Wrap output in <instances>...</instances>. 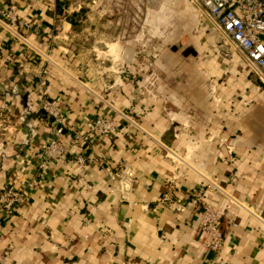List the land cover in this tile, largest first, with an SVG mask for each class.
I'll return each instance as SVG.
<instances>
[{"label":"crops","instance_id":"1","mask_svg":"<svg viewBox=\"0 0 264 264\" xmlns=\"http://www.w3.org/2000/svg\"><path fill=\"white\" fill-rule=\"evenodd\" d=\"M9 4L35 30L22 31L25 43L12 40L0 16V109L13 102L6 112L12 128L0 132V187L21 154L48 133L29 84L33 48H55L49 96L77 131L97 114L111 116L116 130L93 138L84 150L73 145L60 163L33 177L25 201L0 216V264H264V91L257 71L250 75L238 60L222 63L215 50L222 32L211 17L204 15L210 25L198 32L194 23L175 22L155 101L136 106L133 123L125 113L130 85L112 66L96 75L82 57L97 47L67 39L70 30L63 31L65 39H50L57 0H0V10ZM207 82L216 90L215 102ZM162 146L184 156V164L166 157ZM80 153L82 165L75 161ZM103 153L133 168L130 186L119 191L113 171L89 159ZM171 179L184 202L201 185L206 202L223 203L222 193L212 189L218 184L250 210L234 217L225 211L220 231L227 251L218 260L198 243L196 211L156 203Z\"/></svg>","mask_w":264,"mask_h":264},{"label":"built area","instance_id":"2","mask_svg":"<svg viewBox=\"0 0 264 264\" xmlns=\"http://www.w3.org/2000/svg\"><path fill=\"white\" fill-rule=\"evenodd\" d=\"M59 1V0H57ZM200 9L201 21L204 27L210 25L204 18L208 15L222 32L224 41L241 55L250 67H253L264 84V0H190ZM83 5L77 3V8L61 6V17H68L75 10H81ZM2 26L8 32L9 38L25 43L22 31L33 28L32 25L17 16V7L9 4L0 10ZM60 18L55 17V22ZM35 30V28H33ZM52 32H60L63 25L56 24ZM28 68L31 73L30 86L38 96L39 110L45 115L48 125L47 135L41 142L33 144L21 154L12 170L0 187V216L10 215L16 207L22 204L29 189L34 185V176L42 175L47 166L60 163L67 156L73 145H79L84 150L93 138L110 136L116 130V124L111 116H104L96 121L89 119L87 127L79 132L71 125L55 99L49 96L48 77L50 66H57L50 57V47L33 48ZM11 62L10 57H6ZM124 117L123 114H121ZM127 118V117H126ZM128 119V118H127ZM130 121V120H129ZM84 148V149H83ZM110 168L119 183V191L127 188L134 178L133 168L123 159H112L103 153L98 157L89 158ZM78 164H84L80 153L75 157ZM176 162L183 163L184 158L176 157ZM125 186V187H124ZM213 190H219L224 198L223 203L206 202L202 186L190 192L188 201L183 200L176 188V181L168 180L164 190L156 198V203L173 210L182 212L190 208L199 214L197 232L198 243L213 252L214 260H218L227 251L220 231V221L226 210L234 217L239 210L250 211L247 206L236 200L232 195L220 189L218 184H212ZM28 190V191H27ZM122 195V194H121ZM180 195V196H179ZM261 222V218L258 217ZM2 234H0V241Z\"/></svg>","mask_w":264,"mask_h":264},{"label":"rangeland","instance_id":"3","mask_svg":"<svg viewBox=\"0 0 264 264\" xmlns=\"http://www.w3.org/2000/svg\"><path fill=\"white\" fill-rule=\"evenodd\" d=\"M77 3L83 5L81 10H75L68 17H61V6L73 9L77 8ZM191 6L192 4L185 0H59L56 13L60 20H57L56 24L63 25V30L60 32L51 30L50 39H54L55 36L56 40L65 39L66 33L63 31L70 30L71 34L67 35V39L71 35L78 41L83 39L89 48L95 45L97 47L95 50L92 48L89 51L83 50L82 57L89 58L92 64L88 68H92L93 72L95 70L96 75L100 76L102 71L106 72V68L112 66L114 69L112 73L121 74L120 80L124 78V82L130 85L133 92L130 101L125 106V113L134 123L135 120L130 117L134 118L131 113L136 106L141 108L142 105L155 101L161 79L160 63L165 47L172 37L175 22L185 20L190 24L194 23L197 32L204 30L200 13L192 6L193 10ZM71 41L74 40L71 38ZM114 41L117 42V48L111 49L113 45L108 47V44ZM215 42V50L220 53V59L224 65L238 60L249 70L250 75H257L256 70L250 67L228 42L224 41L221 34ZM115 52L117 55L123 54L124 56L114 59ZM126 55H129V60L124 61L122 58ZM54 56L55 48L50 47L52 60ZM33 60L37 64L38 60ZM256 81L259 88L264 91V84L257 78ZM101 85L104 88L107 86L103 83ZM206 88L215 102L216 90L211 86V82L206 83ZM12 105L13 102H8L1 106L0 132L10 131V117L6 112ZM104 116L106 115L97 114L91 118L92 121H96ZM162 147L166 157L175 159V152L166 146ZM179 157L184 158L180 155Z\"/></svg>","mask_w":264,"mask_h":264}]
</instances>
